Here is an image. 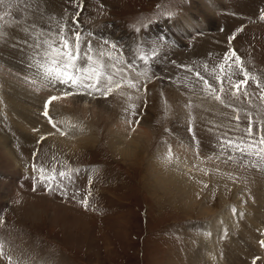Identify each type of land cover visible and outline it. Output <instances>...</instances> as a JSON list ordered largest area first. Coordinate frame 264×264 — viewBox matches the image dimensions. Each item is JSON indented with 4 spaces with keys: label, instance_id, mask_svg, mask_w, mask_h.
<instances>
[{
    "label": "rangeland",
    "instance_id": "1",
    "mask_svg": "<svg viewBox=\"0 0 264 264\" xmlns=\"http://www.w3.org/2000/svg\"><path fill=\"white\" fill-rule=\"evenodd\" d=\"M262 15L264 0H0V154L9 151L17 162H0V264H9L8 257L13 264H264V164L255 167L256 157L241 160L220 146L222 139H249V114L254 138L264 134L262 90L250 81L248 96L237 98L225 82L221 103L187 70H200L218 88L210 73L235 50L264 85ZM65 23L78 27L85 44L117 55V67L139 89L73 94L100 112L81 136L60 129L77 130L86 115L54 102L52 123L44 115L49 97L67 101L73 95L62 91L75 90L41 83L30 60H20L40 35ZM156 44L149 64L136 57L138 47ZM29 103L32 113L22 107ZM112 131L137 146L128 157L109 148ZM177 163L190 164V197L162 183ZM34 165L46 175L54 168L56 182H40ZM61 170H71L70 178L59 177ZM210 225L219 231L210 233L211 246Z\"/></svg>",
    "mask_w": 264,
    "mask_h": 264
},
{
    "label": "snow or ice",
    "instance_id": "2",
    "mask_svg": "<svg viewBox=\"0 0 264 264\" xmlns=\"http://www.w3.org/2000/svg\"><path fill=\"white\" fill-rule=\"evenodd\" d=\"M261 18L264 19V15ZM104 43L109 42L105 41ZM32 47L34 52L30 57L28 67L34 70V76L45 85H52L53 87L63 85L67 89L75 90L62 91L63 96L86 92L89 95L98 93L107 97L125 86L139 91L137 81L131 78L123 68L117 67V64L120 63L119 57L113 55L112 51L105 52L103 48L94 49L91 42L85 44L84 36L78 30V27L70 28L67 23L59 25L56 31L49 32L47 38L43 40L38 39ZM115 47V45H112L113 50ZM158 49L159 44L151 46L148 50L144 47H138L136 57L147 65L158 55ZM187 70L195 73V77L202 85L203 91H206L221 103H223V100L218 93L225 92L223 87L225 82L229 85V93L237 98L241 94L248 96L249 82H254L256 87L262 90L259 98L264 100V85H261L257 78L245 69L244 61L236 54L235 50L225 54L223 62L214 66L210 73L216 85H219L218 88L200 70L195 68H188ZM205 70H208L207 66H205ZM118 74L119 79H117ZM138 75H146V73H138ZM237 76L242 78L236 79ZM128 98L131 99L132 97L129 96ZM58 99L60 97L51 96L45 102L44 115L49 118L50 123H52V118L48 116V107ZM131 107L134 108L135 105H131ZM234 118L237 121L240 119L238 115ZM253 124L254 121L251 114H249L248 127L245 129V135L249 139L245 140L243 137L222 139L220 146L238 152L241 160H245L247 157H256L253 166L258 167L264 164V134H260L258 139L254 138ZM52 126L56 127V124L53 123ZM69 127H74V125ZM61 134L65 135L66 133L62 132ZM171 159V149L169 148L165 160L170 162ZM229 159H232V157L229 156ZM33 170L39 171L40 182L47 181L51 184L57 180V172L54 168L47 175L45 173L48 170L43 167L37 169L34 165ZM70 171L61 170L58 176L70 178ZM82 203L87 207V199L83 200ZM260 243L264 246V241ZM4 247L5 242L0 241V256L4 254ZM8 260L9 264H13L12 257H8ZM16 264H20V262L17 261Z\"/></svg>",
    "mask_w": 264,
    "mask_h": 264
},
{
    "label": "bare ground",
    "instance_id": "3",
    "mask_svg": "<svg viewBox=\"0 0 264 264\" xmlns=\"http://www.w3.org/2000/svg\"><path fill=\"white\" fill-rule=\"evenodd\" d=\"M216 1L217 0H207V2H208V4H210V5H214V3H216ZM219 1V0H218ZM202 3L204 2V1H201ZM28 4V3H27ZM31 9V8H30ZM29 9V10H30ZM19 10H21V9H19ZM19 12H21V11H19ZM33 12V11H32ZM203 12V11H202ZM22 15V14H21ZM27 15V14H26ZM29 15V14H28ZM27 15V16H28ZM40 15V14H39ZM202 15H203V17H205L204 18V20L206 21V20H210L211 18H209V15H206V13H202ZM23 17H24V15H22ZM22 17V18H23ZM26 17V16H25ZM25 17H24V20H25ZM20 18H21V16H20ZM28 19V18H27ZM35 19V18H34ZM38 19V18H37ZM203 19V18H202ZM27 21V20H26ZM30 22V21H29ZM32 23H34L33 22V20L31 21ZM39 22V21H38ZM186 23V25H188L189 24V21H185ZM202 22H204V21H202ZM26 23V22H25ZM28 23V22H27ZM26 23V24H27ZM29 25V24H28ZM44 25V24H43ZM30 26V25H29ZM23 27V26H22ZM26 27H27V25H26ZM34 27H35V25H34ZM32 29V28H31ZM29 30V29H28ZM184 30V29H183ZM32 31V30H31ZM35 31V30H34ZM1 32V31H0ZM23 32H24V30H23ZM1 34H3V33H1ZM28 33H26V35H27ZM37 35V34H36ZM41 36L42 35H40L39 37H38V39L39 40H42V39H44V38H47V37H45V36H42L43 38H41ZM25 37V36H24ZM33 37V36H32ZM37 37V36H36ZM26 39V38H25ZM37 39V38H36ZM37 39V40H38ZM33 40H34V38H33ZM30 41V40H29ZM35 41V43H36V40H34ZM0 44H2V43H0ZM4 44V43H3ZM32 44V43H31ZM26 45V44H25ZM28 45V44H27ZM15 46V45H14ZM11 47H13V46H11ZM27 46H25V48H26ZM29 47H31V46H29ZM28 47V48H29ZM22 48V47H21ZM27 49V48H26ZM32 49L33 48H29V49H27V50H30L29 52H30V54L31 55H33L32 54ZM34 50V49H33ZM12 51V50H11ZM18 52V51H17ZM1 53H4V52H1L0 51V55H1ZM30 55V56H31ZM3 56V55H2ZM2 56H0V64H1V62H3V60H5V59H3L2 58ZM11 56H13V57H15V55H11ZM21 56H23V58H26V59H20V60H23V61H26V62H29V60H30V56H29V54H28V52H27V54L25 53H23ZM18 57V56H17ZM16 58V57H15ZM17 59V58H16ZM29 59V60H28ZM10 65V64H9ZM2 66V65H1ZM0 66V67H1ZM32 70L30 69V72H31ZM25 73L27 74L28 73V71H25ZM14 90H16L15 88H14ZM16 92H17V90H16ZM15 92V93H16ZM4 93L5 92H3L2 94H0V100H2V98H3V95H4ZM6 94H8V97L9 98H13L14 99V101H16L17 103L19 102L18 101V99L13 95V94H9V93H6ZM11 95H13V96H11ZM85 99L82 97H80V95H73V96H71V99H69V100H67V101H65V100H60V101H53L54 103H56L55 104V106L56 107H58L57 106V104H59V105H61L62 103V105L64 106V107H66L65 109H68V110H70L71 111V109H72V111L74 112V113H76V114H78V113H82V115H86V116H84L86 119V125H82L81 124V126L79 125V130L77 129V130H74V129H71V130H69V131H67L66 132V130L64 131V130H61L60 129V133H62V132H65V133H69V134H73V135H75V136H81V135H83L84 134V132L87 134V132H89L88 131V127H87V122H88V126H90L91 124H94V122H98V119L100 118V116H99V114H100V112H97V114L96 113H92L91 111H92V109L90 110V109H86V107H84V106H82L83 105V103L85 104H87V102L88 103H90L89 101H84ZM22 101V100H21ZM16 102H14L15 103V105L17 106V103ZM22 103V102H21ZM97 104V103H96ZM89 105V104H88ZM32 106V104H30L29 103V108L27 109V105H23L22 104V107H26L25 108V111L26 112H29V113H32L31 111H30V107ZM21 107V108H22ZM18 108V107H17ZM58 108H60V107H58ZM93 108H94V106H93ZM98 107L96 106L95 107V109H97ZM88 110H90V112L88 111ZM34 111V110H33ZM30 116V115H29ZM101 120V119H100ZM92 126V125H91ZM47 128V127H46ZM48 129V128H47ZM83 129V130H82ZM55 130V129H54ZM57 130H59V129H57ZM57 130H55V132L57 131ZM147 130H149L148 128H147ZM48 131V130H47ZM44 132H46V129L44 128ZM49 132V131H48ZM90 132H92V130L90 131ZM53 133V132H52ZM112 133V135H111V139H110V142H109V148L112 150V151H114L116 154L117 153H120V155L121 156H127L128 154L130 155L131 154V150H135L136 148H137V146L136 147H134V146H131V145H127V144H124L123 142H122V140H121V138H122V136H121V134H119V133H117V132H115V131H112L111 132ZM113 133L114 134H116V137L115 136H113ZM85 136V135H84ZM113 136V137H112ZM142 136V135H141ZM140 136V137H141ZM49 138H52V137H49ZM54 138V137H53ZM84 137H82V139H83ZM87 137L85 136V140H84V142H88V143H92L93 142V137H91V138H88V139H86ZM131 139V138H130ZM141 141V140H140ZM134 142V141H133ZM142 142V141H141ZM78 143H83V142H78ZM66 144H68V143H66ZM134 145V144H133ZM71 146V145H70ZM1 150H3L4 149V147H3V149L2 148H0ZM113 152V153H114ZM9 151H8V153L6 152V153H4L3 154V152L0 154V162L2 163V165H7L8 164V166L9 165H11L12 163L11 162H13V163H17L16 162V160H15V157L13 156V155H9ZM7 156H8V159H7ZM124 157V158H125ZM128 157V156H127ZM181 161H183L182 159H180ZM179 160V161H180ZM11 161V162H10ZM183 162H187V160L186 161H183ZM171 165V164H170ZM187 165H189L190 166V164L189 163H177V164H172L171 166V170L173 171V172H171V170L169 171V173L167 174V175H165V176H163V180L164 181H162V183L163 182H165V183H163L164 185H167V186H171V187H173L176 191H179V192H181V193H183V194H185V196H187V197H190L191 196V191L194 189V187L191 185V182H189V179L186 177L187 175H185V171H186V168L185 167H187ZM7 166V167H8ZM165 166H166V164H165ZM6 167V168H7ZM166 168V167H165ZM189 169V168H188ZM10 172H12L11 170H10ZM175 172V173H174ZM179 172V173H178ZM162 173V172H161ZM190 199V198H189ZM186 201H188V200H186ZM189 202V201H188ZM191 207V206H190ZM206 226V225H205ZM213 226L214 225H210V227H208L207 229H205V231L206 232H208V236H210V233H212V236H213V234L217 231V233H218V236H219V231L217 230V228H216V226H215V229L213 228ZM215 239H216V237H211L210 236V239H207V243L209 244V246H211V245H213V243L215 242Z\"/></svg>",
    "mask_w": 264,
    "mask_h": 264
}]
</instances>
